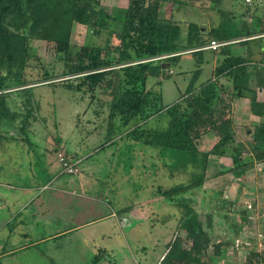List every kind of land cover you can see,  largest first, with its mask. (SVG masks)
I'll return each instance as SVG.
<instances>
[{"label": "trees", "instance_id": "1", "mask_svg": "<svg viewBox=\"0 0 264 264\" xmlns=\"http://www.w3.org/2000/svg\"><path fill=\"white\" fill-rule=\"evenodd\" d=\"M163 1L167 0H130L127 8L114 15L103 7L101 0H0V130H17L16 120H19V130L26 134L25 139L29 137V129L40 118L41 104L34 89L53 86L49 85L53 82L47 81L57 76L46 69L45 83L28 86L32 82L27 79V68L29 62L37 58L31 41L54 43L63 68L60 75L66 80L63 87L81 90L90 93L94 100L99 99L101 107H108L110 111V124L116 119L120 123L113 125L114 131L136 121L129 136L137 144H143L142 147H161L159 156L164 159L171 177L191 172L192 179L188 183L167 189L161 185L157 187L159 194L182 208L184 216L180 228L192 243L186 248L182 240L176 241L157 264H210L203 261V252L207 253L213 245L212 236L192 205L195 199L185 194L204 183L210 157L227 156L230 142L236 141L231 113L233 101L249 98L254 112H257V105L264 107V103L257 100V87L264 88V55L255 62L233 53L236 40L244 39L240 43L245 44L259 35L260 49L264 51L261 40L264 38V16L258 13L261 1L252 7L243 0L228 8L224 0H214L217 5L208 13L209 30L197 22H190L186 31L173 18L160 15ZM168 1L178 3L179 0ZM77 24L90 27L98 35L116 24L119 30L109 33L116 34L121 44L111 50L95 44L74 45L72 37ZM212 41L228 43L207 48ZM204 52L213 53L217 64L213 76L198 84ZM112 53L115 54L111 56ZM185 54L197 57L200 68L194 72L183 96L165 105L162 92L156 86L161 83L164 72L178 64ZM152 77L157 80L150 86ZM14 97H21V100H15L16 106L12 108L10 101ZM162 112L169 117L167 129L144 128L149 119ZM260 114H264V109ZM211 130L219 137L218 141L212 148L200 151L197 141ZM249 145L251 151L246 156L240 147H235V153L230 155L233 166L227 172L241 177L256 164H264V123L255 127ZM152 167L158 166L153 164ZM128 210L125 207L120 212ZM230 244V240L216 243L213 247L217 258L213 256L212 262L226 257L224 248ZM243 247L250 251L246 262H264V249L259 252L254 246Z\"/></svg>", "mask_w": 264, "mask_h": 264}, {"label": "rangeland", "instance_id": "2", "mask_svg": "<svg viewBox=\"0 0 264 264\" xmlns=\"http://www.w3.org/2000/svg\"><path fill=\"white\" fill-rule=\"evenodd\" d=\"M101 1L103 7L114 15L127 8L130 2V0ZM259 1L263 2H260L261 8L258 13L264 16V0H252L250 6L254 7L255 3H259ZM223 2L225 6L232 8V4L239 5V2H243V0H224ZM216 5L214 0H179L178 3L167 0L161 3L159 12L162 17L173 18L174 21L179 22L186 31L190 22H197L205 30H209L208 13ZM110 30H119V27L113 24L110 29H104L98 35L90 27L77 24L72 40L74 45L95 44L106 50H111L113 46L120 45L121 40L116 34H110ZM248 44L249 46L252 44L251 47H254L256 51L253 42ZM31 45L36 50L37 58L32 59L27 68V79L32 82L28 86L45 83L43 80L46 69L56 73L57 76H55L56 79L47 81L53 82L49 84L53 86H41L34 89L41 104L38 112L40 118L31 126L28 135L32 139L54 138L55 145L47 146L48 150L45 154L42 152L43 148L37 150L34 146L31 153L28 154L26 144H23L26 134L19 130L21 126L19 120H16L17 130L9 132L0 130L2 135L0 150L4 147L5 140L3 138L10 139L14 136L17 140L22 141L19 143L20 145L16 142L10 144L12 152L7 156H11L8 159L13 158V160L0 161V192L6 191L16 195L20 192L18 189L37 184L40 185V188L45 185V190L40 189L44 191L43 194L40 192V195H53L59 184L69 186L68 179L70 178L69 174L63 173L64 166L58 156L61 153L57 156L53 153L54 147L61 145L57 142L58 139L64 138L67 149L71 152L76 143L83 141L92 148L101 145L108 138L113 140L116 134L123 135L126 130L125 128H116L114 131L113 125L118 126L120 123L116 119L115 123L110 124V111L108 107L104 109L101 107L99 99L94 100L90 93L63 87L66 80L63 81L65 77L61 78L60 75L63 68L62 63L57 59L54 43L34 39L31 41ZM237 47L235 45L233 49ZM241 51L237 49L235 52ZM113 54L115 53H112L111 56ZM263 55L264 51L262 52L260 49V55L254 54V59L260 58L261 60ZM202 56L204 60L201 64L202 72L197 81L198 84L209 79L214 70V54L204 52ZM199 66L197 57L185 54L180 58L178 64L172 65L164 72L162 75L164 77L160 79L161 83L156 86L162 92L163 104L171 105L183 96L194 72L200 68ZM156 80L154 77L150 78V86ZM12 99L13 101L10 102L14 108L15 100L19 102L21 97ZM235 100L231 113L235 123L236 141L230 142L227 156L210 157L204 183L185 194L195 199L192 205L200 214L199 218L205 225V229L212 236L213 245L207 253L203 252V261L210 264L229 263L235 258H239V249L243 250L240 246L245 241L252 243L251 245L257 248L264 244V164H256L241 177L227 172V167L233 166V159L230 155L235 153V147H240L245 156L251 151L249 142L253 138L256 125L249 118V107L244 106V108L241 107V104H234ZM260 108L264 109V107ZM227 113L229 112L227 111ZM168 121V115L162 112L149 119L145 128L162 131L167 129ZM132 122L128 126L136 125V121ZM111 126H113V130L110 135ZM218 139L219 137L212 130L203 134L197 141L200 151L212 148ZM130 143L133 141L128 142L127 137L123 140L118 139L109 150L94 156L93 161L106 164L107 160L103 161L104 157L105 159L109 157L110 161L115 162L112 163L114 167H120L121 171L130 174L128 178L125 177L128 182L124 179L123 173L118 174L115 178L116 184L112 187L118 191L122 188L119 196L116 197L120 206L127 207L136 199L137 214L142 216V221L136 226L137 230L130 229L132 227L125 229L120 227L118 232L112 233L108 225L102 222L96 223L93 227L102 226L104 228L103 236L89 239L83 231L74 232L71 234L72 236L63 237L54 242L34 245V243H29L30 237L25 239L20 234L24 228L9 224V210L0 207V249L2 247V251L10 253L1 257L0 264H157L163 260L166 253L178 240L184 242V247L190 248L192 243L187 238L186 232L180 228L184 216L182 208L170 203V200L159 194L157 187L161 185L167 189L175 184L188 183L192 179L191 172L179 173L171 177L169 169L164 165V159L159 156L161 147L147 146V149L150 150L145 155L143 152L141 154L139 149L143 144L138 143V146L134 147L130 146ZM145 148L146 146L144 151ZM65 153L63 151V154ZM140 155L142 156L139 158ZM163 157L166 158V156ZM139 160H142L141 163ZM74 164L78 167L77 163L74 162ZM153 164L158 167L153 168ZM134 167L135 169H133ZM80 171L81 169L78 167L77 173ZM82 174L85 175L84 172ZM102 190L103 187H100L99 184L90 189L97 194H100ZM17 199L15 203L9 202L7 205L16 204L18 207L20 197ZM69 199L67 194L64 202L67 203ZM83 201L88 208L85 215H81L82 219L105 213V208L93 209V201ZM52 203L54 209L50 215L60 217L67 214L59 195L57 201L52 200ZM36 204L37 202L31 207ZM69 220L71 221L70 214ZM132 222L134 221L132 220ZM13 229L17 237L7 241V235ZM29 229L33 232V226H29ZM91 240L92 242H88ZM226 240L232 241V244L224 248V251L227 250V256L212 262L213 256L216 255H214L215 248L213 246ZM23 244H28L25 249H23ZM215 257L217 258V255Z\"/></svg>", "mask_w": 264, "mask_h": 264}, {"label": "crops", "instance_id": "3", "mask_svg": "<svg viewBox=\"0 0 264 264\" xmlns=\"http://www.w3.org/2000/svg\"><path fill=\"white\" fill-rule=\"evenodd\" d=\"M245 4H247L246 0H245ZM248 4H251V3H248ZM262 36H264V34ZM251 38L252 39L255 38L249 42H253V45L256 46V51L254 50V47H251L252 44L250 46L248 44L249 42L242 44L240 43V41L244 39H239V40H236L235 44L233 45V47L235 45L238 46L237 48L233 49V53L236 55H243L245 57H248L255 62L260 61V58L257 60L254 59V54L260 55V35L257 37H251ZM261 40H263V43H264V38ZM237 49L242 50V51L235 52ZM261 51L263 52L262 49ZM216 64H217V57L214 55V68ZM213 74H214V71L212 73V76ZM222 81L227 82V79L222 78ZM257 100L260 103H264V88L257 87ZM234 104H237V105L241 104V107H244V106L249 107V110H248L249 115H250L249 118L251 119L252 123H256L255 127L264 123V114H260V110H261L260 105L256 106L257 112H254L249 98L247 97L237 98ZM132 124H135V123L132 122ZM132 124L127 127L126 126L121 127V128H125L126 130L123 135L116 134L113 140L111 139L107 141L109 139L108 138L101 145L94 146L92 148L86 145L82 141L80 143H76L74 146V150L70 152L67 149V144L64 138L58 139L57 142L61 143V145L55 146L53 153H55L57 156L58 154L63 153V151L66 152L65 153L66 156L68 155L67 156L68 158H71L75 163H77L81 171L79 173L76 172L77 174L67 173L70 175V178L68 179L69 186H67L66 184H59V187L54 191L53 195L52 194H46L44 196L40 195V192L41 194H43L44 192V191H41L40 189L45 190L44 189L45 185L42 188H40V185H37V184L18 189L20 192L16 195L12 194L11 192L1 191L0 192V203H1L0 207L7 208L9 210V215H10L9 224L24 228V231H20V234L25 239L30 237L29 243H34V245L40 244V243H46V242H54L57 239H61L67 236H72L71 234H73L74 232L83 231L85 232V236L89 237V239L96 237V236H103L104 234L102 231L104 228L102 226L97 227V228L93 227L96 223H102V222L108 225V227L112 230V233L115 231L118 232L120 227L122 229H125L126 227H132L130 229L137 230L136 226L137 224H139L140 221H142V216L141 215L139 216L137 214V210L135 207L136 199L132 202L131 205L127 206L129 208L128 211L121 213L120 212L121 209L125 208L126 206H123V207L120 206L119 200L116 197L119 196L122 188H120L118 191V190L113 189L112 187V186H115L116 184L115 178L118 174L123 173L124 179L126 180V182H128L126 178H128L130 174L123 170L122 172L120 170V167H114L113 164L115 162H113L112 160L111 162L109 157L106 159L104 157L103 161L107 160L106 164L102 162L96 163L95 161H93V158H95L94 156H96L98 153L100 154L101 152H105L109 150L111 145L115 144V142L118 141V139L123 140L125 137H127L128 142L131 140L133 141V143H130V146L132 145L134 147H137L138 144L136 140L132 138L131 136H129L128 134V132L133 128ZM145 125L146 124H144V128H145ZM121 128L118 127V129H121ZM3 139L5 140V142H4V147L2 146L3 148L2 150H0V161L2 160L11 161L13 160V158L8 159L11 156H7L9 153L12 152L10 144L15 143V142L19 144L22 141H19L17 139L13 140L9 138H3ZM23 142H25L23 143L24 145L26 144V149L28 151V154L31 153L34 146L37 150H39V148H43L44 151L42 150V152L43 154H45L46 151L48 150L47 146L51 145L53 147L55 145L54 138L45 140V139H32L28 137L27 139H24ZM27 144L29 145V148ZM103 144H105L104 147H102ZM144 147L140 145L139 149H140L141 154L143 152L146 155L150 149H147V146H146L145 151H144L143 150ZM141 156L142 155H140L139 158ZM43 159L46 160L45 158ZM141 161L142 160H139V163H141ZM228 168L229 167H227V169ZM133 169H135V167ZM82 172H84L85 175H83ZM247 172H249V170ZM63 173L65 174L66 172L63 171ZM64 174H63V177H64ZM96 184H99L100 187H103V190L101 191L100 194L90 191V189ZM67 194L69 195L70 199L66 203L64 201H65V198L67 197ZM58 195L61 197L64 203V206H65V209L67 210V214L60 216V217L50 215V213H52L54 209L52 200L57 201ZM18 197H20L18 201V204H19L18 207H16V204H13V206L7 205V203L9 202L15 203V201L18 200L17 199ZM83 200L93 201V206H94L93 209L95 210L99 208H105V213L96 215L94 217L82 219L81 215H85V212L88 208L85 205L86 204L85 201ZM36 202L37 204L34 207H31ZM38 203H41V204L38 205ZM69 214H70L71 221L69 220ZM145 218H146V215H145ZM132 220L134 222H132ZM29 226H33V232L30 231ZM84 228H88V229L85 230ZM16 237L17 235L14 233V229H13L12 232L7 235V241L13 240ZM88 242H92V240ZM28 244H23V249H25ZM0 253H2V255H0V259L2 256L10 254L5 251H2V247L0 249Z\"/></svg>", "mask_w": 264, "mask_h": 264}, {"label": "built area", "instance_id": "4", "mask_svg": "<svg viewBox=\"0 0 264 264\" xmlns=\"http://www.w3.org/2000/svg\"><path fill=\"white\" fill-rule=\"evenodd\" d=\"M246 1H247V3H252V0H246ZM227 43H228V41H226V42L212 41L211 44H209L207 46V48H217V47L224 45V44H227ZM59 156H60V160L64 166V172L69 173V174H74L78 171V167L75 166L74 162H72V160H70L65 154L61 153V155H59ZM251 244L252 243H246V241L243 242V244H241V246H240L243 248V250L239 249V252H240L239 258H235L234 261H231L229 263H224V264H231V263L232 264H250V263L246 262L247 256L249 255L250 251H249V249H244L243 245L244 246L247 245L248 247H251L252 246ZM254 248L257 249L259 252H262V250L264 249V244L262 247L259 246V248H257L254 246ZM256 264H264V262H261V263L258 262Z\"/></svg>", "mask_w": 264, "mask_h": 264}]
</instances>
